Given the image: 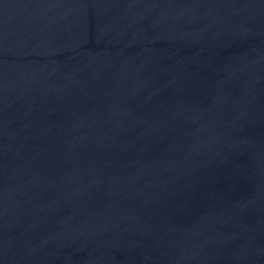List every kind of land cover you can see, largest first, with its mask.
<instances>
[{"label":"water","instance_id":"95a60500","mask_svg":"<svg viewBox=\"0 0 264 264\" xmlns=\"http://www.w3.org/2000/svg\"><path fill=\"white\" fill-rule=\"evenodd\" d=\"M0 264H264V0H0Z\"/></svg>","mask_w":264,"mask_h":264}]
</instances>
